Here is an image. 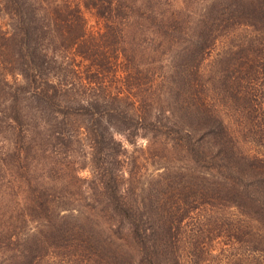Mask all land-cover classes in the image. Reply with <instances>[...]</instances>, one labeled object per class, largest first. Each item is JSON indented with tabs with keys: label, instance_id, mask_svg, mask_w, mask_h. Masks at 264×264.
Here are the masks:
<instances>
[{
	"label": "trees",
	"instance_id": "1",
	"mask_svg": "<svg viewBox=\"0 0 264 264\" xmlns=\"http://www.w3.org/2000/svg\"><path fill=\"white\" fill-rule=\"evenodd\" d=\"M194 6L0 0V264H264V0Z\"/></svg>",
	"mask_w": 264,
	"mask_h": 264
},
{
	"label": "rangeland",
	"instance_id": "2",
	"mask_svg": "<svg viewBox=\"0 0 264 264\" xmlns=\"http://www.w3.org/2000/svg\"><path fill=\"white\" fill-rule=\"evenodd\" d=\"M181 4H186L188 6H190L192 9L195 10V6H194V2L195 0H168V5L173 8V7H178ZM173 6V7H172ZM197 9V7H196ZM84 16L86 18V24L88 28L95 29V19L88 13V12H84ZM6 22V19L4 17L0 16V29L3 30L4 26H2V24H4ZM132 31V33L134 34V39L137 37V33H138V28L136 27H131L130 28ZM137 49V57L142 59V60H148V57L150 55L149 51H144L143 49V45H141V49L144 51V54L141 56L140 54V50H139V46L138 44L134 46ZM143 63V61L141 62ZM197 60L196 58H192L189 61V66H195V68H197ZM186 67V68H188ZM117 71L120 72V70L117 68ZM180 100V99H178ZM181 101V100H180ZM187 102H189L190 104H192L193 107L197 106V95L195 94V96L191 95V97L187 98ZM123 144V147L126 150V160L128 159V161H132V159L134 157H137L140 154V148H142L144 146V141L139 140L137 141L134 145L129 144L127 141H125L124 139H122L121 137H118ZM142 161V160H141ZM147 171L150 170V166L147 165ZM87 174V170H83L81 172H79L77 175L78 176H84ZM221 238L219 239V237H212L209 238L208 240H204V237L202 236V234L198 233L197 236L195 237L194 243L193 244H186L183 247L180 248V255H181V260L183 262V264H230L231 262H233L234 260V256L235 255V250H232L230 248H228V246L225 244L223 245L220 242ZM201 241H203L205 243V248L203 250L200 249V243ZM195 245V246H194ZM239 248V246L237 247ZM191 249L195 251V254L197 255L196 257L192 258L191 256ZM221 249L224 250V252L222 253ZM240 259V258H239ZM193 260H195V262H193Z\"/></svg>",
	"mask_w": 264,
	"mask_h": 264
}]
</instances>
